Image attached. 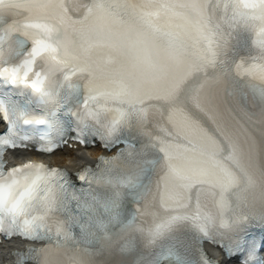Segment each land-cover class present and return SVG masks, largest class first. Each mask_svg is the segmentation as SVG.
I'll use <instances>...</instances> for the list:
<instances>
[{
    "label": "snow or ice",
    "instance_id": "6c2138e0",
    "mask_svg": "<svg viewBox=\"0 0 264 264\" xmlns=\"http://www.w3.org/2000/svg\"><path fill=\"white\" fill-rule=\"evenodd\" d=\"M217 7L221 12L220 20L224 22L218 21L216 26L222 50L235 58L244 71L264 79V0H217ZM37 55L39 52L33 50L18 62L0 57V78L6 85L20 84L32 89L38 94L37 103H41L47 95L46 75L35 68ZM20 96L11 88L0 89L3 117L0 123V239L20 235L46 239L49 247H61L76 240L91 242L100 235L110 237L109 227L118 219L108 215L107 203L102 205L105 215H97L96 204L82 194L83 184L91 178V168L80 169L73 181L65 168L42 161L27 159L6 166L5 151L10 147H27L35 141L31 146L51 153L64 142L62 134L55 137L52 134L59 119L56 111L37 113L31 101L22 104ZM76 138L89 142L80 133ZM77 185L81 186L79 190ZM252 216L264 223V212L243 214L238 219L251 222ZM210 238L224 246L234 264H264L256 255L254 245H250L239 230ZM36 251L41 250L29 245L26 252H17L19 264H24L28 258L35 259L30 254ZM199 257V261L189 260L186 264H218L202 247Z\"/></svg>",
    "mask_w": 264,
    "mask_h": 264
},
{
    "label": "bare ground",
    "instance_id": "6f19581e",
    "mask_svg": "<svg viewBox=\"0 0 264 264\" xmlns=\"http://www.w3.org/2000/svg\"><path fill=\"white\" fill-rule=\"evenodd\" d=\"M220 108H223V104L221 103L219 105ZM87 152V157H95V155L97 154V150H95L94 147L88 149V150H85ZM76 152H78L76 149H73V148H66V149H63L61 151H57L55 153V156L52 157V161L55 163V164H66L67 162L71 163L72 167H74L75 165L78 164V161H77V157H76ZM82 156H86L85 155H82ZM67 157H69L67 159Z\"/></svg>",
    "mask_w": 264,
    "mask_h": 264
}]
</instances>
